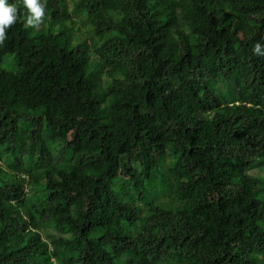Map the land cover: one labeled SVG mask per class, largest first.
<instances>
[{"label": "trees", "instance_id": "obj_1", "mask_svg": "<svg viewBox=\"0 0 264 264\" xmlns=\"http://www.w3.org/2000/svg\"><path fill=\"white\" fill-rule=\"evenodd\" d=\"M37 2L0 41V264H264V0Z\"/></svg>", "mask_w": 264, "mask_h": 264}, {"label": "clouds", "instance_id": "obj_2", "mask_svg": "<svg viewBox=\"0 0 264 264\" xmlns=\"http://www.w3.org/2000/svg\"><path fill=\"white\" fill-rule=\"evenodd\" d=\"M23 4L28 10L26 24H38L44 14L43 3H38L37 0H23ZM16 13L17 8L14 4L8 3V0H0V41L4 39L5 29L15 22Z\"/></svg>", "mask_w": 264, "mask_h": 264}, {"label": "rangeland", "instance_id": "obj_3", "mask_svg": "<svg viewBox=\"0 0 264 264\" xmlns=\"http://www.w3.org/2000/svg\"><path fill=\"white\" fill-rule=\"evenodd\" d=\"M75 28L76 31L79 33V38L85 39V42H87L89 46V52L83 55L79 56V62L83 66L87 61H91V67H93L94 64H96L99 61V57L94 53L93 49H90L91 41L89 42V35L93 36L90 26L89 25H83L80 21V18H75ZM88 59V60H87ZM16 66L15 59L13 56H7L4 57L3 61L0 64V70L4 71H12ZM101 79L97 80V84L99 85L102 82L103 87H105L108 83V78L104 73L100 76ZM156 181L159 182L158 177L156 178ZM123 188V186L121 187Z\"/></svg>", "mask_w": 264, "mask_h": 264}]
</instances>
